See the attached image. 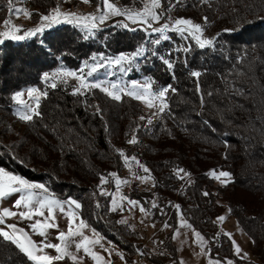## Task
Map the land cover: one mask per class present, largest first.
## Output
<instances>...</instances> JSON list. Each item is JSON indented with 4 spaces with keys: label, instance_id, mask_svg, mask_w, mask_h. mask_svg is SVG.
Listing matches in <instances>:
<instances>
[{
    "label": "trees",
    "instance_id": "16d2710c",
    "mask_svg": "<svg viewBox=\"0 0 264 264\" xmlns=\"http://www.w3.org/2000/svg\"><path fill=\"white\" fill-rule=\"evenodd\" d=\"M23 1L36 10L32 19L37 23L57 6L61 12H73L82 0ZM114 2L138 11L150 0ZM90 3L99 6L100 0ZM7 5L8 0H0V31L6 30L1 23L9 12ZM161 10L173 20L183 17L202 24L206 38L221 35L213 47L204 49L175 32L168 33L169 40L153 45L150 41L158 34L111 20L87 39L80 27L61 22L21 41L5 40L0 45V168L44 184L60 200H77L86 224L117 246L127 261L140 250L150 255L152 264H178L170 235L180 212L205 238L211 258L264 264V0H161L157 11ZM203 17L208 18L207 24ZM164 22L161 19L160 24ZM141 45L148 49L145 55L131 66L123 65L130 68L126 81L146 79L154 81L156 90L174 88L175 92L167 93L168 109L162 115H149L139 100L126 95L114 101L100 89L74 95L76 79L60 77L56 87L43 79L45 72L64 68L80 74L81 68L84 73L89 70L85 62L103 63L92 76L96 77L112 66L100 60L101 55L130 54ZM186 47L189 51H184ZM159 56L170 59L174 69H167ZM192 71L201 75L193 77ZM30 87L40 91L41 115L26 122L16 115L11 97ZM133 135L138 142L129 144ZM116 150L129 157L127 164ZM133 156L150 170L146 180L135 178L134 174H147L130 159ZM128 169L134 180L127 197L138 201L153 222L169 225L166 243L158 252L141 246L139 232L129 222L119 223L118 211H110L109 173L122 178ZM178 169L188 175L177 174ZM212 170L229 172L231 181L217 182L209 175ZM102 175L108 182L101 186ZM102 189L107 194L101 195ZM153 202L157 207H152ZM225 212L251 239L253 259L237 257L231 239L220 231L218 217ZM0 264L34 262L0 238ZM54 264L78 263L65 257Z\"/></svg>",
    "mask_w": 264,
    "mask_h": 264
},
{
    "label": "snow or ice",
    "instance_id": "6c2138e0",
    "mask_svg": "<svg viewBox=\"0 0 264 264\" xmlns=\"http://www.w3.org/2000/svg\"><path fill=\"white\" fill-rule=\"evenodd\" d=\"M84 3H90L91 0H82ZM177 3H182V0H177ZM8 9L9 13L15 14L18 18L21 13H23L27 17H31L32 13L27 11L26 9L20 8V7H14V0H8ZM157 9H161V0H150V3L144 4L142 10L133 11L127 8H120L116 5L114 0H100V5L97 7L96 13H90L85 15H80L74 12H61V9L59 6L54 8L49 14H45L41 16L42 23L39 27H36L34 29L26 30L23 29L22 26H17L14 24L10 25V20L5 19L3 21L4 27L7 29L5 31H0V45H2L5 40H13V41H21L28 37H31L33 35H36L37 33L43 32L45 28L52 27L53 24H58L61 22H66L69 24H74L77 27H80L83 31L87 33V35L84 37L85 39L89 38V36L93 35L96 30L99 29V26L104 24L108 19L115 16H122L125 18V20H130L133 24H140L142 27H144V30L147 32L150 30L151 33L158 34V38L150 41L153 45H159L162 41H167L170 39V36L168 35L169 32H175L179 34L182 37H190L192 40L195 41L196 45L204 49L206 47H213L215 44V40L219 38L221 34H217V37L215 38H206L204 37V28L202 24L200 23H194L190 18H176L172 19L171 16L165 17L164 11H157ZM168 13H171L172 6L170 5L169 8L166 10ZM161 19H165V22L163 24H160ZM203 23H208V18L203 17L202 18ZM47 22V23H43ZM119 26L128 28L129 25L127 23H124L123 21L117 22ZM159 24V27H155L154 25ZM135 31L136 29H131ZM223 31H229L227 29ZM22 33V34H20ZM148 51V49L141 45L139 46L133 53L130 54H120L116 57H100V60H107L108 64L115 66L119 68L121 73H124L130 68H126L123 65H129L131 66L133 62H135L139 57H142L145 55V53ZM184 51H189V49L186 47ZM152 55H157L155 51L151 53ZM161 62L167 67L169 70L174 69V64L172 61L168 58H165L164 56L158 57ZM92 59L94 61L97 60V56H93ZM103 63H93L92 65H88L87 62H85V67H89V70L84 73L83 68H81L80 74H78L76 71L60 68L57 69L55 72L49 74L45 72L43 74V79L45 83L49 81V77L54 79L58 76L60 77H73L75 78L79 83L76 87L73 89V94H84L85 91H91L92 89H100L102 92H104L108 97H110L114 101H121L122 96L126 95L129 97H132L137 100H143V102L146 104L147 108L149 109H156V112L153 113V115H162L166 109H168V103H167V93L169 91L175 92L174 88H171V86H166L159 88L158 90L153 88L154 81L147 80L143 83L132 81L128 85H123L120 82H109L107 85H105L104 81H95V82H89L87 80L88 77H92L94 73L97 72V70L100 67H103ZM201 73L199 71H192L191 76L193 77H199ZM66 82V81H64ZM52 87H56V84L53 82L51 84ZM111 89V90H110ZM29 99L35 100V107L25 104L22 100L19 98L23 96V92L17 91L15 92L11 99L15 101L17 104L22 105L21 110H18L16 115L19 117L21 121L31 122L33 120V117H39L41 113L39 112V102H40V96L36 95L33 96V93H37L38 89L35 87H30L27 89ZM43 95H47V93H43ZM210 95V93H209ZM159 102L158 104L156 102ZM203 102V101H202ZM96 113L100 114L102 116V110L99 108V106H96ZM141 120L146 119L145 117H140ZM152 119H147V123L149 125L152 124ZM129 144H136L137 138L135 135L132 136L130 140L127 141ZM118 154L124 158L125 163L127 164L129 161V157L126 156L123 150H116ZM132 161H135L140 169H142L143 173L147 174L145 176H140L134 174L135 178L140 180H146L150 176V170L143 164H140L138 160H136V157L130 158ZM180 172H184L183 169H178L177 174ZM185 175H188V173L184 172ZM209 175H211L215 179L220 178H227L225 180H221L222 184H226L231 181V174L227 171H220L219 173L216 172V170H212ZM109 176L115 177V183L117 190H119V187L121 184H128V180H121L117 177L116 173H109ZM182 178V177H181ZM101 186L106 184L108 182L107 178L105 176L100 177ZM36 189L43 190L44 192H47L48 189L46 186L42 183H34L30 182L25 177H22L20 175L13 174L11 172L6 171L3 168H0V200L11 196L13 194H19L18 199L14 202V207L17 209H22L19 212H13L9 209H3L2 212H0V224L5 223V217H14L19 216L23 220H29L33 221L29 227L31 229V232L33 234L39 235L42 238H44L39 244L37 242L33 241L31 239V236L25 232L24 229L18 228L15 224L7 225V228L11 229V232L4 230L3 228H0V238H3L4 241L10 242L13 244L20 253L24 254L29 261L34 262V264H54L55 261L63 260L65 257L70 258L72 261H77L78 257L77 255L73 254L71 251H69V248L71 246V242L68 240L69 237H81V239L78 242H75V248L77 252H79L81 249L86 254H91L92 258L94 260H99L100 257H98L95 253L91 251L90 245L100 244L101 239L98 237V234L95 233L93 230V235L97 236L95 239H90L88 236H85L83 234L82 229L88 227L86 222L83 219L79 220V225L74 229L73 221L75 219V214L73 211V214L69 215V228L68 232H58L57 239L61 241V243L53 244L47 240L48 236V229L57 228L58 224L55 222V215H54V209L59 208L61 211L64 210V205L67 204L70 207L74 206L75 210H78L81 208V204L72 198H69L67 201L61 202L57 199H49V198H37V193L34 191ZM101 195L107 194L103 189L101 190ZM110 195V194H108ZM204 195H208L207 192L204 193ZM127 201L129 205H131L133 208L136 207L139 202L135 200H131L126 196H121L120 203L118 204L117 200L113 198L111 200V208L110 211H117V210H123V202ZM100 205L97 203V207ZM152 207L155 208L157 205L155 202H153ZM175 207L179 210L180 206L175 205ZM47 210V217H45L44 210ZM131 210V209H130ZM140 211L142 213H146L147 211L144 207H140ZM163 212V209H161ZM230 211V210H229ZM34 217H42L43 219H34ZM225 219L224 216L218 217L219 221H223ZM121 224H126L127 221L124 219H121L118 221ZM169 225L165 224V227H168ZM181 226L182 227H188L191 228V225L187 224V222L183 219L181 216ZM176 235H179V232L177 231ZM225 235H228L231 239L230 233H225ZM195 236V242L198 244V246L201 247L202 252L205 250V245L207 241L199 232H194ZM175 238V236L173 237ZM63 245V246H62ZM103 246V245H101ZM233 246L235 249V253L237 255L240 254V248L238 245L235 244L233 241ZM45 248H51L54 249L57 255L52 256L44 253ZM143 254V253H141ZM247 255V254H245ZM121 259H123V255L121 254ZM211 264V261H210ZM215 264H220V261H215ZM227 264H232L231 261H227Z\"/></svg>",
    "mask_w": 264,
    "mask_h": 264
},
{
    "label": "rangeland",
    "instance_id": "374dc122",
    "mask_svg": "<svg viewBox=\"0 0 264 264\" xmlns=\"http://www.w3.org/2000/svg\"><path fill=\"white\" fill-rule=\"evenodd\" d=\"M14 7H20V8L26 9L27 11H29L31 13L36 11L35 9H32L31 7H29L28 3L24 2V1L20 2V0L16 3V5ZM97 7L98 6H96L95 4L84 3L81 1V2L77 3L76 8H74L73 12L80 14V15L96 13ZM89 10H90V12H89ZM70 12H72V11H70ZM6 19L10 20V25L14 24L17 26H22L23 29H26V30H30V29H34L36 27H39L40 24L42 23L41 20L37 23H34V21L32 19V15L29 18V17L25 16L23 13H21L20 16L17 18L14 13L10 15V13L8 12ZM111 20H114L116 22L117 21H123L124 23H127V24H133L130 20H125V18L122 16L111 17L107 21H111ZM43 23H47V22H43ZM1 25H3V22L1 23ZM102 25H100V26H102ZM133 25L135 27L142 28L144 30V27H142L140 24H133ZM154 26L159 27L157 25H154ZM2 28H3L2 30H4V25L2 26ZM148 33H151L150 30L148 31ZM20 34H22V33H20ZM95 74H97V73H95ZM98 74L99 75H97V76H102V78L104 79V80L103 79L102 80L105 82V85H107L109 82H120L123 85H128L127 81H126V77L128 74L127 71L124 73L120 72L119 74H117V73H115L114 68L112 66H108V67H105V69H103ZM97 76L96 77H88L87 80L89 82L98 81L99 77L97 78ZM59 78H60V76L53 79L50 75L48 82H50V83L54 82L55 83L57 80H59ZM67 78L73 79V80L75 79L73 77H67ZM133 81L143 83L147 80L146 79H136ZM27 89L21 90V92H23V96L20 97L19 99L22 100L25 104H29V105L35 107V100L29 99ZM36 95L40 96L39 89H38L37 93H33V96H36ZM139 102L143 105V107H145V110L149 115L154 116L153 113L156 112L155 108H153V109L147 108V106L143 102V100H139ZM156 103L158 104L159 102L157 101ZM14 106H15V112L16 113L18 110H21V108H22V105L17 104L16 102H15ZM155 116H157V115H155ZM15 126H16V128H19L18 123L15 124ZM220 171H223V170H219L216 172L219 173ZM127 172L128 173H126V176L122 177L120 179L121 180H128L129 181L128 184H121L119 187V190H117L116 183L114 180L116 178L112 177V179H110L111 187H110V189L109 188L107 189V192L111 193V200L113 198H115L117 200L118 204L121 202L120 201L121 196L127 197L125 192L129 191V188L131 187L132 182L134 180L132 171L130 169H128ZM13 174H15V173H13ZM16 175H18V174H16ZM225 179H227V178L222 177L220 179H216V181L221 183V180H225ZM34 191L37 193V198H45L46 197L49 199H57L61 202L67 201V200L58 199L57 197H55L54 195H52L48 191L44 192L43 190H40V189H36ZM18 197H19V194L17 193V194H13L11 196H8V197L0 200V212H2L3 209H9L10 211H13V212L21 211L22 209H17L14 207V202L16 199H18ZM140 207H142V205L139 203L136 207L133 208L125 200L123 202V210L122 211L117 210V211L120 213L122 219L129 222L133 226V228L139 232V234H140L139 244L141 246L148 247L153 252H158V251H160L159 249H161L164 246L163 242H165V240H166L165 235L170 233V231L167 227H164V226L162 227L159 223L153 222L148 213L146 214V213H142L140 211ZM73 211L75 214V219L73 221V226L75 229L79 225V220L82 219V217L79 213V210H75L74 206L70 207L67 204L64 205L63 211H61L59 208L54 209L55 222L58 224V229L57 228L48 229L47 240L49 242H51L53 244L61 243V241H59L57 239L58 232H65V233L68 232L69 222H70L69 221V215L73 214ZM44 212H45V217H47V215H48L47 210L45 209ZM181 216H182L181 213L178 212L177 218H176V227L174 230L171 231V235H170L171 243L174 245V247L176 249V258L178 259V264H210V261H211V264H215V261H218V260L211 258L210 255L208 254V252L206 251V249L204 250V252H202L201 247L198 246V244L195 242L194 232H197V231H195L192 228L181 226ZM221 216H224L225 219L223 221L218 220L219 229H220V231H222L224 233H230L231 234V241H232V247H233L234 254L240 258L253 259V256L250 252L251 239L243 231V229L237 224V222L234 220L233 217L227 215L226 212L223 213ZM34 219H43V218L42 217H34ZM183 219L185 220L184 217H183ZM32 222L33 221L23 220L18 215L14 216V217H5V223L0 224V228H3L4 230L11 232V229L7 228V225L15 224L18 228L24 229L25 232H27L31 236V239L33 241L37 242V244H39L44 238H42L39 235L33 234L31 232L29 225ZM82 231H83V234L85 236H88L90 239L97 238V236L93 235V229L89 226L82 229ZM177 231L179 232V235H176ZM95 233L98 234V237L102 238V239H101L100 244L90 245L91 251L93 253H95L97 256H103V258H104L103 260H104L105 264H124L123 259H121V254H122L121 250L119 248H117V246H115L114 244L107 241L103 237V235L100 234L99 232L95 231ZM174 236H175V238H173ZM80 239H81V237H79V236L68 238V240L71 242V246L69 248V251H71L73 254L77 255V257H78L77 261H75V262L78 264H101L102 261H99L100 259L94 260L92 258V255L86 254L83 251V249H81L79 252H77V250L75 248V242H78ZM233 241L235 242L236 245L239 246V248L241 250L239 255H237L235 253ZM101 245H103V246H101ZM44 253H46L48 255H52V256L57 255L55 250L51 249V248H45ZM245 254H247V255H245ZM66 258H68V257H66ZM68 259H70V258H68ZM132 261L133 262L130 264H135L134 258ZM227 261H231V260H226L224 262H220V264H227ZM169 262L170 263H168V264H173V261H169ZM231 262H232V264H236L233 261H231ZM150 263H151L150 261L149 262L145 261V262L140 263V264H150Z\"/></svg>",
    "mask_w": 264,
    "mask_h": 264
},
{
    "label": "built area",
    "instance_id": "2783aa9c",
    "mask_svg": "<svg viewBox=\"0 0 264 264\" xmlns=\"http://www.w3.org/2000/svg\"><path fill=\"white\" fill-rule=\"evenodd\" d=\"M143 253V254H141ZM149 262L150 261V255L146 252H143V251H136L135 252V256H134V262L135 264H140V263H143V262ZM151 264V263H150Z\"/></svg>",
    "mask_w": 264,
    "mask_h": 264
},
{
    "label": "crops",
    "instance_id": "0c3cea01",
    "mask_svg": "<svg viewBox=\"0 0 264 264\" xmlns=\"http://www.w3.org/2000/svg\"><path fill=\"white\" fill-rule=\"evenodd\" d=\"M98 257H100V260L99 261H102L101 262V264H105V262H104V258H103V256H98ZM123 257H124V255H123ZM123 262H124V264H130V263H132L133 261H127L126 259H125V257L123 258Z\"/></svg>",
    "mask_w": 264,
    "mask_h": 264
}]
</instances>
